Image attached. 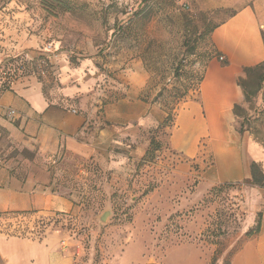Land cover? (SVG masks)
I'll return each mask as SVG.
<instances>
[{"label": "rangeland", "instance_id": "374dc122", "mask_svg": "<svg viewBox=\"0 0 264 264\" xmlns=\"http://www.w3.org/2000/svg\"><path fill=\"white\" fill-rule=\"evenodd\" d=\"M226 1L0 0V75L31 77L46 99L72 106L94 104V96L99 107L118 100L128 89L118 77L135 63L149 74L148 100L165 83L190 88L212 52L209 31L237 12L221 6ZM245 81L251 93L259 89L250 103H239L232 125L238 135L249 119L238 135L243 155L264 175V63ZM169 100L163 95L154 104L163 121L140 136L154 140L141 161L129 160L130 169L115 175L96 171L74 182L69 174L65 194L74 210L27 222L0 219V236L50 239L68 249L73 264H211L214 255L223 264L253 222L261 196L251 189L264 188L218 183L211 156L178 171L182 158L168 149L163 124Z\"/></svg>", "mask_w": 264, "mask_h": 264}, {"label": "crops", "instance_id": "0c3cea01", "mask_svg": "<svg viewBox=\"0 0 264 264\" xmlns=\"http://www.w3.org/2000/svg\"><path fill=\"white\" fill-rule=\"evenodd\" d=\"M221 6L237 12L211 33L216 55L205 65L199 91L178 105L166 128L168 149L182 158L178 171L211 156L216 181L226 184L250 177L246 145L232 125V110L244 100L236 81L242 71L264 63V0H228ZM132 66L117 82L128 89L103 107L95 96L91 105L51 102L31 77L0 93V158L6 163H0V219L15 221L22 217L12 216L22 214L27 222L67 214L75 208L65 194L69 174L74 182L95 177L96 171L115 175L130 169L129 160H142L150 139L140 136H149L163 118L155 105L140 99L148 72L139 63ZM12 109L16 114L10 121L5 113ZM251 193L261 197L249 228L259 213L260 229L243 242L232 264H264V189ZM51 242L1 235L0 257L5 264H73L68 249L59 251Z\"/></svg>", "mask_w": 264, "mask_h": 264}, {"label": "trees", "instance_id": "16d2710c", "mask_svg": "<svg viewBox=\"0 0 264 264\" xmlns=\"http://www.w3.org/2000/svg\"><path fill=\"white\" fill-rule=\"evenodd\" d=\"M149 0H143V2H147ZM235 15V14H234ZM234 15H232L231 17H233ZM229 17V18H231ZM228 18V19H229ZM226 21V20H225ZM224 21V22H225ZM223 23V22H222ZM222 25V24H220ZM220 25H218L217 27H219ZM217 27L211 29L209 31V40H210V44H211V33L213 32L214 29H216ZM263 41H264V35H263ZM211 54H208L207 56V59H206V63L208 60H210L212 57H214L216 55V53L212 50V45H211ZM205 63V65H206ZM204 65V67H205ZM263 66V63H260L256 66H253V68H245L243 71H242V75L240 77H238V79L236 80L237 81V85L240 86V89L242 91V94L244 96V100L243 102L245 103H250L255 94L257 93L258 91V87L255 89L254 92H250L248 89H247V82L245 81L246 78L250 77L251 74H253V72L255 70H257L258 68H261ZM206 68V67H205ZM174 76L176 78L179 77V74L176 73V71H174ZM203 76H204V73L196 78L195 82L193 84L192 87L190 88H182L181 85L178 86V87H173L171 89H168L167 88V84L165 83L163 85V87L157 92V94L153 97L152 100H148L149 98V90H150V86L149 84L146 86L147 88L146 89V92H144V90L142 91V93L140 94V99H142L144 102L146 103H150L151 105H154L157 103L158 99L163 97V95H166L167 98H169V103H168V106H170V109L168 110L169 111V114L167 115V118L164 119V122L163 124L166 125V127H169L172 123L173 120L172 117L174 116L173 113H175V111L177 110L178 108V105L180 103H182L183 101H185L187 98H189V95L190 94H193V92H198L199 91V87H200V84L202 83V79H203ZM245 77V79H243L242 77ZM165 78V75L163 74V76H161V79ZM10 87H9V82L7 80H2L0 81V93L4 92V91H7L9 90ZM239 109V105H235L233 107V113H234V119L235 117L236 118H239L240 117V114H237V110ZM249 119L246 118V117H243L242 119V122L240 123V129L238 131V135H243V133L246 132L245 128H244V124H247L249 125ZM158 128V127H157ZM152 143H154V140L153 139H150V142L149 144L152 145ZM249 171H250V177L248 179H244L242 180V184H244L245 186H249V187H258V188H264V175L262 174V172L260 171L259 169V166L257 163H250L249 164ZM17 216H25V215H22V214H15V216H12V217H17ZM260 224H261V216L259 213H257V220L255 222V225L250 228L245 236V238L243 239V241L240 243V245L238 246V248L234 251H232L228 257L223 260V264H232L231 262V259L233 258V256L242 248V244L243 242L252 237V236H255L258 234L259 232V229H260ZM217 261V259L215 258V255L213 256V258L211 259V264H216L215 262Z\"/></svg>", "mask_w": 264, "mask_h": 264}, {"label": "built area", "instance_id": "2783aa9c", "mask_svg": "<svg viewBox=\"0 0 264 264\" xmlns=\"http://www.w3.org/2000/svg\"><path fill=\"white\" fill-rule=\"evenodd\" d=\"M218 61L222 62L223 61V57H219ZM2 80H7L9 82V87L14 82V80H12V79H7L5 74L3 75V73L1 72L0 81H2ZM15 114H16V112L13 109L12 110H8L5 113V117L8 118L10 121H13V119H15ZM0 163L6 164V163H4V160L2 158H0ZM63 246H67V243H66L65 240L63 241Z\"/></svg>", "mask_w": 264, "mask_h": 264}, {"label": "water", "instance_id": "95a60500", "mask_svg": "<svg viewBox=\"0 0 264 264\" xmlns=\"http://www.w3.org/2000/svg\"><path fill=\"white\" fill-rule=\"evenodd\" d=\"M108 216H109V212L106 211L104 214H102V216L99 218V220L102 222H106V219Z\"/></svg>", "mask_w": 264, "mask_h": 264}]
</instances>
